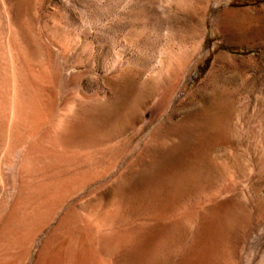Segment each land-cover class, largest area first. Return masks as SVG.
Segmentation results:
<instances>
[{"label":"rangeland","instance_id":"obj_1","mask_svg":"<svg viewBox=\"0 0 264 264\" xmlns=\"http://www.w3.org/2000/svg\"><path fill=\"white\" fill-rule=\"evenodd\" d=\"M35 263L264 264V0H0V264Z\"/></svg>","mask_w":264,"mask_h":264},{"label":"bare ground","instance_id":"obj_2","mask_svg":"<svg viewBox=\"0 0 264 264\" xmlns=\"http://www.w3.org/2000/svg\"><path fill=\"white\" fill-rule=\"evenodd\" d=\"M85 178V177H84ZM27 249V248H26ZM23 250V249H22ZM36 264V263H35Z\"/></svg>","mask_w":264,"mask_h":264}]
</instances>
